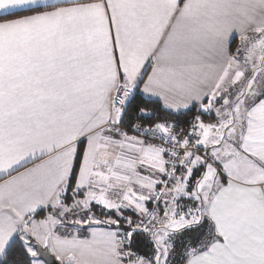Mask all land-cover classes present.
<instances>
[{
    "label": "snow or ice",
    "instance_id": "snow-or-ice-1",
    "mask_svg": "<svg viewBox=\"0 0 264 264\" xmlns=\"http://www.w3.org/2000/svg\"><path fill=\"white\" fill-rule=\"evenodd\" d=\"M0 264H264V0H0Z\"/></svg>",
    "mask_w": 264,
    "mask_h": 264
},
{
    "label": "trees",
    "instance_id": "trees-1",
    "mask_svg": "<svg viewBox=\"0 0 264 264\" xmlns=\"http://www.w3.org/2000/svg\"><path fill=\"white\" fill-rule=\"evenodd\" d=\"M172 118H175V116H173Z\"/></svg>",
    "mask_w": 264,
    "mask_h": 264
},
{
    "label": "crops",
    "instance_id": "crops-1",
    "mask_svg": "<svg viewBox=\"0 0 264 264\" xmlns=\"http://www.w3.org/2000/svg\"><path fill=\"white\" fill-rule=\"evenodd\" d=\"M238 42V41H237ZM154 99V98H153Z\"/></svg>",
    "mask_w": 264,
    "mask_h": 264
},
{
    "label": "rangeland",
    "instance_id": "rangeland-1",
    "mask_svg": "<svg viewBox=\"0 0 264 264\" xmlns=\"http://www.w3.org/2000/svg\"><path fill=\"white\" fill-rule=\"evenodd\" d=\"M235 46V45H234Z\"/></svg>",
    "mask_w": 264,
    "mask_h": 264
}]
</instances>
